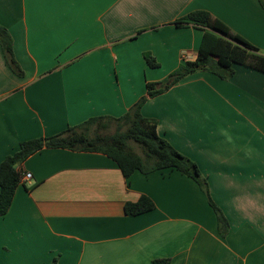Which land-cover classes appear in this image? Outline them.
Instances as JSON below:
<instances>
[{"label":"crops","instance_id":"obj_1","mask_svg":"<svg viewBox=\"0 0 264 264\" xmlns=\"http://www.w3.org/2000/svg\"><path fill=\"white\" fill-rule=\"evenodd\" d=\"M195 10L264 54L258 0H0L22 71L0 46V162L22 141L123 115L146 82L194 59L203 32L172 22ZM233 68L191 73L141 107L207 192L175 169L125 178L106 154L44 147L20 164L31 177L0 215V264H264V71ZM141 195L155 208L126 215Z\"/></svg>","mask_w":264,"mask_h":264},{"label":"trees","instance_id":"obj_2","mask_svg":"<svg viewBox=\"0 0 264 264\" xmlns=\"http://www.w3.org/2000/svg\"><path fill=\"white\" fill-rule=\"evenodd\" d=\"M258 2L264 9V0ZM172 24L178 27L191 25L203 32L194 59L183 60L163 80L146 82L145 95L121 116L89 117L77 125L67 126L57 134L20 142L18 149L0 162V215L8 211L15 190L21 183L23 171L20 164L29 155L44 147L106 154L115 161L125 178L135 171L146 174L155 170L175 169L191 177L207 192V184L197 165L158 134L156 120L144 116L141 107L148 98L165 92L176 82L196 71H209L223 79H228L234 74V64H245L264 71V54L258 53L254 46L205 10L190 11L175 19ZM0 46L6 63L14 72L21 74L22 71L14 57L11 35L1 25ZM143 57L149 67L158 66V62L150 53L144 52ZM131 141L141 148L142 154L131 150ZM209 202L216 212L219 227L223 230L226 219L210 198ZM154 208L152 199L141 195L136 201L124 204V213L136 216ZM168 262V259L153 260V264Z\"/></svg>","mask_w":264,"mask_h":264},{"label":"rangeland","instance_id":"obj_3","mask_svg":"<svg viewBox=\"0 0 264 264\" xmlns=\"http://www.w3.org/2000/svg\"><path fill=\"white\" fill-rule=\"evenodd\" d=\"M129 146L131 148L132 151H134L135 153H138V154H142V151H141V148L135 144L134 142H129Z\"/></svg>","mask_w":264,"mask_h":264},{"label":"built area","instance_id":"obj_4","mask_svg":"<svg viewBox=\"0 0 264 264\" xmlns=\"http://www.w3.org/2000/svg\"><path fill=\"white\" fill-rule=\"evenodd\" d=\"M31 174L29 172H23L21 175L20 182L23 183L24 181L30 179Z\"/></svg>","mask_w":264,"mask_h":264}]
</instances>
